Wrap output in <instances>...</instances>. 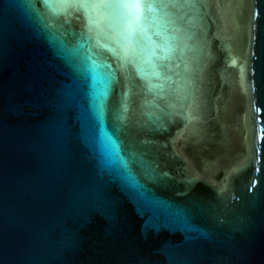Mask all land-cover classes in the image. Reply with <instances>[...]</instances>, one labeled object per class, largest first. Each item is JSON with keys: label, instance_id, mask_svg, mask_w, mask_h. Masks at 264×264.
<instances>
[{"label": "water", "instance_id": "obj_1", "mask_svg": "<svg viewBox=\"0 0 264 264\" xmlns=\"http://www.w3.org/2000/svg\"><path fill=\"white\" fill-rule=\"evenodd\" d=\"M0 264H264V0H0Z\"/></svg>", "mask_w": 264, "mask_h": 264}, {"label": "snow or ice", "instance_id": "obj_2", "mask_svg": "<svg viewBox=\"0 0 264 264\" xmlns=\"http://www.w3.org/2000/svg\"><path fill=\"white\" fill-rule=\"evenodd\" d=\"M126 2H133V3H135V2H138V0H126Z\"/></svg>", "mask_w": 264, "mask_h": 264}]
</instances>
